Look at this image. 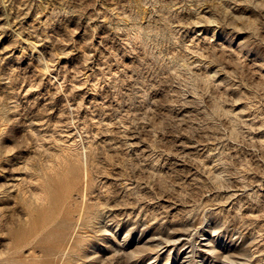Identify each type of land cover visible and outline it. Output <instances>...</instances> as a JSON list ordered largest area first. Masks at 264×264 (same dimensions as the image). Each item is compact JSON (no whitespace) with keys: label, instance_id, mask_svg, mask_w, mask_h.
I'll return each mask as SVG.
<instances>
[{"label":"rangeland","instance_id":"1","mask_svg":"<svg viewBox=\"0 0 264 264\" xmlns=\"http://www.w3.org/2000/svg\"><path fill=\"white\" fill-rule=\"evenodd\" d=\"M0 264H264V0H0Z\"/></svg>","mask_w":264,"mask_h":264}]
</instances>
